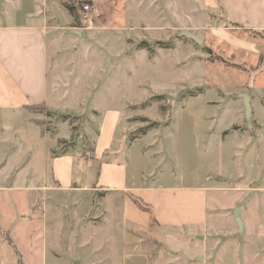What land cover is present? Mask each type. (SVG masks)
<instances>
[{
  "label": "rangeland",
  "instance_id": "rangeland-1",
  "mask_svg": "<svg viewBox=\"0 0 264 264\" xmlns=\"http://www.w3.org/2000/svg\"><path fill=\"white\" fill-rule=\"evenodd\" d=\"M50 2L42 13L44 26L50 28L49 104L43 113L28 107L0 111V189L13 187L24 171L22 183L34 190L25 193L26 203L23 200L22 204L28 208L22 220H18L21 213L17 204L13 205V194L0 190V239L3 242L4 235L5 239L10 236L4 242L11 255L9 264H18L19 256L24 264H32L34 258L39 263V256H29L28 252L42 250L65 257V263L74 262L75 255L78 262H102L107 254L113 262L120 261L121 205L117 196L110 195L105 201L96 195L86 199L69 190L49 191L53 183H47L46 178L54 181L53 174L58 173L54 159H63L65 179L70 181L71 174L80 173L81 165L74 169L67 153L92 158L93 143L98 147L108 143L106 138L98 144V139L112 132L119 115L122 120L115 128L113 146L115 142L119 146L121 131L129 137L148 128L143 136L148 158L142 164L150 176L155 164L161 166L155 175L165 171L186 176L191 166H202L199 130L204 99L221 101L219 110L216 107L221 116L216 129L238 127L223 134L233 136L230 147L222 151L209 147L210 172L225 176L212 175L215 190L208 194L207 226L186 235L173 233L167 245L149 238L142 243L136 237L131 241L139 243L137 252L151 257L150 264H187L181 253L195 258L194 264H264V130L253 119H246L242 99L235 98L248 95L243 90L248 89L253 71L264 60V52L259 53L264 50V33H248L249 38L244 36L247 33L238 35L255 44L258 53L246 54L231 47L219 33L231 31L236 36L234 32L240 31L230 30L233 26L218 0H104V14L83 23H77L60 3ZM78 16L81 18L80 13ZM186 34L203 42L197 43ZM207 48L211 56H223L229 66L211 61ZM233 63L242 68L230 67ZM261 79L264 76L255 79L249 95L256 92ZM205 91L199 100L192 98L184 107L191 95ZM256 112L262 119L264 105ZM62 116L68 120L62 121ZM193 126L195 131L189 132ZM186 131L188 136L194 133L187 159L183 144ZM111 154L103 158V164L122 166L124 158L113 151ZM66 182L63 180L64 185H70ZM6 204H11L13 213ZM16 220L29 225L16 224ZM74 236L88 245L78 254L72 246ZM96 249L98 256H87ZM174 251L181 253L175 255Z\"/></svg>",
  "mask_w": 264,
  "mask_h": 264
},
{
  "label": "crops",
  "instance_id": "crops-1",
  "mask_svg": "<svg viewBox=\"0 0 264 264\" xmlns=\"http://www.w3.org/2000/svg\"><path fill=\"white\" fill-rule=\"evenodd\" d=\"M38 1L0 0V111L26 110L29 106H40L43 104L48 106L47 104H49L51 99L49 83L51 55L49 54L47 36L50 28L44 26V15L42 16V13L47 2L51 1L50 4L60 3L62 6V2L69 0H42L39 3ZM80 1H95L99 4L104 2V0ZM218 2L227 21L233 26L230 30L240 31V33L234 32L236 36L230 31V34H226L225 32L219 33L218 37L226 40L236 50L251 55L258 53L259 51L255 49V44L248 42L247 39L239 38L238 35L241 33L252 34V31L264 33V0H218ZM244 36L248 37L249 34ZM260 51L259 53L264 52L262 49ZM253 72L249 79L248 89L243 90L248 95L250 94L249 91H253L254 89L255 79L259 76L261 77V75L264 76V60L261 66ZM263 82L264 80L261 79L260 84L256 86L258 87L257 90L255 89L256 92H253L252 96L243 93L235 95V98L242 99L245 111L246 104L243 95L249 97V104L251 106L249 118L253 119L256 122L255 125L259 126L262 130H264V117L261 119V116L256 112V108L264 105ZM205 93L206 91L191 95L185 101L184 107L186 104L188 107L192 98L199 100L201 94ZM203 106L204 118L201 124L202 130L198 129L204 152L201 162L202 166L195 169L191 166V171L186 176L184 173L172 175V173L165 171L160 172L159 175H155V172L161 167L156 164L152 167L154 172L150 176L151 173L142 164L144 160L147 162L148 158L146 156L147 141L145 137L129 141L128 136L121 131L119 146H116V142L113 146V138L116 136L115 128L122 120L120 119L119 121V115L116 118L112 132L106 136L102 135L98 139V144L102 140H106V138L107 141L109 140L108 143L99 145V147L93 143L94 152L92 158L67 153L71 154L75 166L74 169L77 168V165H81L80 173L76 175L71 174L69 177L70 181L66 182L65 179L64 171L66 167L63 159H54L56 160L55 170L58 173L56 175L53 174L54 181L51 178L50 180L46 178L47 183H53L49 191L60 192L62 190H69L74 194H82L86 199H93L96 195V197L99 196L105 201L110 195L117 196L119 205H121V212L119 213V224L122 234L121 260L119 261L118 259V261L113 262V258H110V255L107 254L103 257L102 262L95 263V259L93 262L87 263L89 261L78 262L77 259L79 257L77 258L75 255L74 262L65 263V257H60L52 251L45 253L42 250L37 253L28 252L29 256H39V263H35L34 258L32 264H150V256L137 252L138 247L136 245L140 242L142 243L144 238L167 245V240L171 239V234L173 233H185L186 235L192 231L203 230L207 226L209 216L208 194L211 190H215L211 181L212 175L217 178L225 176L210 172L209 147H218L222 151L230 147L231 142H233L232 135L229 138L223 136L231 128L224 131L216 129L218 121L221 120V116L218 114L221 101L204 99ZM216 107H218V110ZM234 128L238 127L233 126L231 130L236 131ZM188 131L194 132V126ZM185 134L187 137L184 139L183 144L185 145L187 159L188 152L190 153L192 150L190 149V145L192 144L194 133L188 136L186 131ZM52 143L55 146L58 141L53 140ZM111 151H113L114 155L124 158L122 166L103 164V158L107 159L111 157ZM181 151L182 153L184 151L183 145ZM154 157L152 156L151 158L153 162L156 161ZM68 161L70 162L69 158ZM77 161L79 162L77 163ZM182 167V163H180L179 170H182ZM99 169L100 172H97ZM194 170H199L200 174L194 173ZM23 173L24 171L17 176L13 187H2L0 189L5 191L6 194H13V205L16 203L21 213L19 214V219L17 218L18 220H22L21 217L27 214L25 213V208L27 210L28 205L25 207L22 204L23 200L26 203L25 193L34 191L22 183ZM63 180L66 184L70 185H64ZM25 184H27L26 181ZM135 200L141 203L147 210H150V212L141 209ZM2 207L5 208V206ZM6 207L13 213L11 204H6ZM105 213H107V209ZM13 218H16V216L14 215ZM153 218L156 221L155 225L152 222ZM18 220L15 221V223L17 222L16 224L25 223L29 225L26 221ZM6 230L9 233L11 232L8 228ZM134 237L139 239L138 244H136V241H131V238ZM7 238H10V236H7ZM7 238L5 239L4 235L5 241H7ZM5 241L2 242L0 239V264H9L11 259L10 252L8 254L4 247ZM80 241L79 236H74L72 246L77 254L80 250L88 247L87 244ZM34 249L35 245L33 246ZM36 249L40 248L36 247ZM97 253L98 250L96 249L92 254H87V256L93 258L98 256ZM180 253V251L173 252L175 255ZM184 260H187V264H194L195 262V258L190 256L185 257Z\"/></svg>",
  "mask_w": 264,
  "mask_h": 264
},
{
  "label": "trees",
  "instance_id": "trees-1",
  "mask_svg": "<svg viewBox=\"0 0 264 264\" xmlns=\"http://www.w3.org/2000/svg\"><path fill=\"white\" fill-rule=\"evenodd\" d=\"M87 2H89V1L69 0L67 2H62V6L74 18V20L78 23L79 22L78 14H79V12L81 10V4L87 3ZM252 34L253 35L262 36L261 34H263V33L259 32V31H252ZM206 52H207V55L209 56V58H211V61H213V62L219 61L220 63L224 64L225 66H229L227 60L223 56H220V55L215 56V57L211 56V55H213V53H212L211 49H209V48L206 49ZM230 67H236V68H240V69L242 68V66L234 64V63L231 64ZM28 108L33 109V112H42L43 113L45 111V109H46V105L43 104V105H40V106H29ZM49 115H51V114H49ZM61 119H62V121H66V120H68V117L67 116H62ZM147 130H148V128H145V129H141V130H138L136 132H133L128 137L129 141H133V140L142 138L143 136L146 135ZM64 153H66V152H64ZM135 202L138 204L139 207H141V209L150 212V210H147V208L142 206L141 203H139L137 200H135ZM152 222H153L154 225L156 224V221H155L154 218H153ZM9 242H11V244H12L11 240ZM13 246H14L15 251L17 252L16 245H13ZM18 264H24L22 262V259L20 258V256L18 258Z\"/></svg>",
  "mask_w": 264,
  "mask_h": 264
},
{
  "label": "built area",
  "instance_id": "built-area-1",
  "mask_svg": "<svg viewBox=\"0 0 264 264\" xmlns=\"http://www.w3.org/2000/svg\"><path fill=\"white\" fill-rule=\"evenodd\" d=\"M79 13L81 16L79 21L83 23L88 22V18L91 21L92 18L101 17L104 14V10L103 6L97 2H87L81 4V10ZM82 16H85V19H83Z\"/></svg>",
  "mask_w": 264,
  "mask_h": 264
},
{
  "label": "water",
  "instance_id": "water-1",
  "mask_svg": "<svg viewBox=\"0 0 264 264\" xmlns=\"http://www.w3.org/2000/svg\"><path fill=\"white\" fill-rule=\"evenodd\" d=\"M186 36L189 37V38H191V39H193V40H195L197 43H200L201 44L203 42L201 39H199V38H197V37H195V36H193L191 34H186ZM243 98L245 100L246 112H247V116L249 118L250 115H251V106L249 104V97L247 95H243ZM235 215L237 216L238 225L242 229L241 220H240V218H238V216H239V209H236L235 210ZM180 256L185 259V257L182 254Z\"/></svg>",
  "mask_w": 264,
  "mask_h": 264
}]
</instances>
